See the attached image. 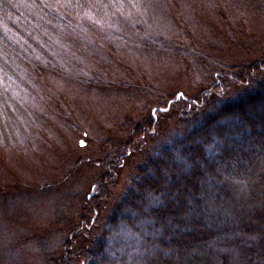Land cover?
Wrapping results in <instances>:
<instances>
[{"label":"trees","instance_id":"16d2710c","mask_svg":"<svg viewBox=\"0 0 264 264\" xmlns=\"http://www.w3.org/2000/svg\"><path fill=\"white\" fill-rule=\"evenodd\" d=\"M131 1L142 8L144 0ZM115 2L0 0L1 107L12 94L20 99L50 91L44 74L63 75L69 68L48 56L54 38L60 31L76 36L84 15L102 22L107 14L120 24ZM34 13L41 17L33 21ZM131 29L136 35L139 27ZM259 56L223 66L189 100L172 94L163 107L143 110L142 119L124 121L120 131L129 136L106 164L112 173L137 140L149 144L164 134L159 118L173 122V131L166 143L142 150L144 159L122 193H115L118 180L107 172L105 185L114 193L84 196L74 220L54 214L40 236L42 248L55 249L48 257L43 251L45 264H264V52ZM236 183L249 198L239 199ZM95 214L104 219L98 232L91 223ZM53 235L61 238L58 249ZM0 264L24 263L12 255L0 256Z\"/></svg>","mask_w":264,"mask_h":264},{"label":"rangeland","instance_id":"374dc122","mask_svg":"<svg viewBox=\"0 0 264 264\" xmlns=\"http://www.w3.org/2000/svg\"><path fill=\"white\" fill-rule=\"evenodd\" d=\"M144 2L136 8L131 0H117L120 24L107 14L102 22L80 16L76 36L60 31L48 49L57 67L69 64L63 75L44 74L50 91L20 99L12 94L8 106L0 105L1 258L45 264L55 249L42 248L40 236L54 214L74 220L84 196L114 193L107 191V172L118 180L115 193H122L144 159L142 150L166 143L173 131L167 117L156 119L164 134L148 140L150 145L137 140L120 166L111 164L118 165L112 173L106 164L129 136L120 131L124 121L163 107L172 94L189 100L223 66L255 62L264 52V0ZM151 116L156 118L154 109ZM236 185L239 199L249 198V190ZM91 219L98 232L104 219ZM51 244L58 249L60 236L53 235Z\"/></svg>","mask_w":264,"mask_h":264}]
</instances>
